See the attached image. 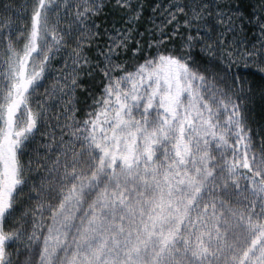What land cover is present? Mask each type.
Wrapping results in <instances>:
<instances>
[{"label": "snow or ice", "instance_id": "1", "mask_svg": "<svg viewBox=\"0 0 264 264\" xmlns=\"http://www.w3.org/2000/svg\"><path fill=\"white\" fill-rule=\"evenodd\" d=\"M0 264H264V0H0Z\"/></svg>", "mask_w": 264, "mask_h": 264}, {"label": "trees", "instance_id": "2", "mask_svg": "<svg viewBox=\"0 0 264 264\" xmlns=\"http://www.w3.org/2000/svg\"><path fill=\"white\" fill-rule=\"evenodd\" d=\"M244 3L247 5L249 3V0H244ZM258 111V108H257Z\"/></svg>", "mask_w": 264, "mask_h": 264}, {"label": "rangeland", "instance_id": "3", "mask_svg": "<svg viewBox=\"0 0 264 264\" xmlns=\"http://www.w3.org/2000/svg\"><path fill=\"white\" fill-rule=\"evenodd\" d=\"M243 183V181H241Z\"/></svg>", "mask_w": 264, "mask_h": 264}]
</instances>
